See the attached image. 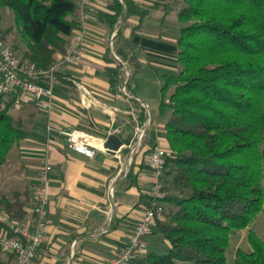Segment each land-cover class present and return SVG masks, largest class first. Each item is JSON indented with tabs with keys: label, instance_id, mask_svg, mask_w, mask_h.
I'll list each match as a JSON object with an SVG mask.
<instances>
[{
	"label": "trees",
	"instance_id": "1",
	"mask_svg": "<svg viewBox=\"0 0 264 264\" xmlns=\"http://www.w3.org/2000/svg\"><path fill=\"white\" fill-rule=\"evenodd\" d=\"M166 1L167 14L180 5L176 15L182 25L179 69L164 76L161 89L160 111L170 112L162 200L168 207L152 231L162 250L138 264H227L231 235L249 230L264 214V0ZM2 8L15 17L25 47L21 58L39 68L53 66L68 38L82 28L78 0H0ZM107 9L99 19L111 32L122 18L142 21L149 12L131 0H107ZM11 30L0 29V37L7 42ZM115 54L134 66L131 77L139 70L122 28ZM107 61L115 64L107 69L111 88L130 91L124 66L110 52ZM14 101L0 96V168L27 137L23 119L11 113ZM142 200L145 207L152 198ZM26 204L0 191V212L11 219L23 222ZM247 239L249 251L238 249L234 264H264V241L252 230ZM11 258L0 253V264Z\"/></svg>",
	"mask_w": 264,
	"mask_h": 264
},
{
	"label": "crops",
	"instance_id": "2",
	"mask_svg": "<svg viewBox=\"0 0 264 264\" xmlns=\"http://www.w3.org/2000/svg\"><path fill=\"white\" fill-rule=\"evenodd\" d=\"M131 1L148 10V15L142 21L138 16H131L125 23L121 19L114 32L99 19L100 13L108 12L107 0H93L84 9L78 6L79 20L81 15L87 16L82 63L74 67L59 66L52 84L47 79L38 82L53 88L50 109L28 104L17 111L24 121L27 137L14 145L7 163L16 165V177L26 185L24 221L30 216L43 162L48 159L53 168L48 185L45 237L33 264H109L129 244L143 214L142 197L149 194L153 179L149 165L152 148L160 145L168 152L165 123L170 112L160 113L159 104L156 118L150 117L146 111L148 98L139 93L133 81L139 71L151 66L149 61L162 59V51L168 50L167 43L160 39L159 29L170 14L164 12V0ZM121 28L140 64L132 77L134 66L115 54V36ZM174 43L178 50L177 39ZM65 49L56 54L55 63L62 59ZM109 52L110 57L122 62L130 91L124 93L125 86L111 88L107 69L115 64L107 61ZM167 74L170 73L162 72L163 80ZM49 124L55 129H78L87 134L94 144V157L69 149L66 138L58 132L47 133ZM143 124H146L145 136L131 154L128 146ZM113 140L122 144L115 152L108 148L118 147ZM252 226L249 230L253 231ZM249 230L239 232H245L248 237ZM236 234L231 235L230 241ZM147 241V255L162 250L157 235L151 234ZM2 257L7 260L10 255L2 254ZM14 262L12 256L10 264Z\"/></svg>",
	"mask_w": 264,
	"mask_h": 264
},
{
	"label": "built area",
	"instance_id": "3",
	"mask_svg": "<svg viewBox=\"0 0 264 264\" xmlns=\"http://www.w3.org/2000/svg\"><path fill=\"white\" fill-rule=\"evenodd\" d=\"M92 2L93 0H78V6L80 9H84ZM86 18L85 14L81 15L82 28L70 36L62 59L48 69L39 68L35 63L23 60L0 37V96L13 98L15 111L22 110L28 104L40 105L45 109L52 107L53 88L42 86L38 82L47 79L52 84L56 81V72L59 66L74 67L82 63ZM125 91L124 88L123 92L125 93ZM146 124L137 128L135 137L128 146L131 154L140 146L145 136ZM53 131L66 138L69 149L89 158L94 157V144L87 134L78 129H55L49 124L47 133ZM167 153L160 145L152 148L149 159L153 175L149 192L152 200L148 206L144 207L143 214L130 236L129 244L122 248L109 264H134L147 256L148 236L152 234L156 221L162 219L165 208L162 200L165 197L163 188ZM52 170L51 163L46 159L39 171L40 184L33 194L32 208L27 221L18 222L11 219L7 213L0 212V223L4 225V228L0 229V253L12 255L14 264H33L42 246L48 222V185Z\"/></svg>",
	"mask_w": 264,
	"mask_h": 264
},
{
	"label": "rangeland",
	"instance_id": "4",
	"mask_svg": "<svg viewBox=\"0 0 264 264\" xmlns=\"http://www.w3.org/2000/svg\"><path fill=\"white\" fill-rule=\"evenodd\" d=\"M166 4L167 1L164 0V6ZM173 6L176 10L169 13L170 15L165 13L168 16L164 18L165 20L161 23L159 29L160 39L162 42L167 43L166 47L168 48V50L162 51V59L157 58L155 61L153 60L149 61L151 63V66L144 68V70L142 71H139V73L136 74L135 79L133 81V85L137 86V90L139 91V93L143 96H146V98H148L147 104L149 108L146 110L147 114L149 113L150 117L152 115L153 117L155 116V118L159 112V110L157 109V105H159L163 99V95L161 91L164 85L162 72L174 73L177 72L179 69L178 50H175L174 42L176 39L179 38L180 28L182 27V25L176 17V11L180 8V5H173ZM0 29L2 31L6 29H12L7 36V42L12 48L13 45L16 44L20 47L18 50H15L14 48L13 50L21 57L25 47L23 45H20L19 43L21 41V35L17 30L15 17L12 14V12L8 9H3V8L0 9ZM156 31L158 32L157 29ZM165 65L168 68L167 67L163 68ZM154 66L157 68V70L155 71L153 69ZM172 91H173V87H171L168 90L167 96H169L172 93ZM166 112H168V110ZM11 113L15 117L19 116V113L17 111L11 110ZM163 119L160 120L162 121ZM15 167L9 165L6 162L0 168V191L13 202H15L16 200H19L20 202H25L27 200L26 199L27 196L23 194H25L24 190L26 188V185L20 182V179L16 177L17 168ZM263 186H264V180H263ZM164 207H168V206L164 204ZM162 219H164L163 216ZM252 229L259 236V238H261V240L264 241L263 213H261L255 219ZM238 249H242L244 251H249L250 249L248 246L247 234L245 232L244 233L238 232V234H236V237H233L232 241H230V244L227 249V264H234L236 252Z\"/></svg>",
	"mask_w": 264,
	"mask_h": 264
},
{
	"label": "water",
	"instance_id": "5",
	"mask_svg": "<svg viewBox=\"0 0 264 264\" xmlns=\"http://www.w3.org/2000/svg\"><path fill=\"white\" fill-rule=\"evenodd\" d=\"M123 21V18H122V20H121V22ZM121 64H122V62H120ZM130 75V74H129ZM113 142L114 143H118V147H112V146H109L108 148H109V150H111V151H116V150H118V148L119 147H121L122 146V144L121 143H119V141H117V140H113Z\"/></svg>",
	"mask_w": 264,
	"mask_h": 264
}]
</instances>
